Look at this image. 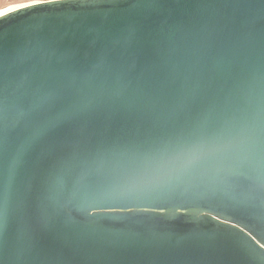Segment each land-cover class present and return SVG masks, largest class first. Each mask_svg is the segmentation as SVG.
<instances>
[{
	"label": "water",
	"instance_id": "water-1",
	"mask_svg": "<svg viewBox=\"0 0 264 264\" xmlns=\"http://www.w3.org/2000/svg\"><path fill=\"white\" fill-rule=\"evenodd\" d=\"M0 264H264V0L0 13Z\"/></svg>",
	"mask_w": 264,
	"mask_h": 264
},
{
	"label": "rangeland",
	"instance_id": "rangeland-1",
	"mask_svg": "<svg viewBox=\"0 0 264 264\" xmlns=\"http://www.w3.org/2000/svg\"><path fill=\"white\" fill-rule=\"evenodd\" d=\"M50 0H0V13L14 8L22 7L32 3L45 2Z\"/></svg>",
	"mask_w": 264,
	"mask_h": 264
}]
</instances>
